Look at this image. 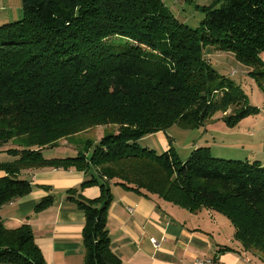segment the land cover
I'll return each mask as SVG.
<instances>
[{
    "label": "trees",
    "instance_id": "1",
    "mask_svg": "<svg viewBox=\"0 0 264 264\" xmlns=\"http://www.w3.org/2000/svg\"><path fill=\"white\" fill-rule=\"evenodd\" d=\"M22 17L0 26V210L32 190L21 174L75 169L100 195L67 200L84 213V264H124L111 250L110 182L156 195L190 213L224 216L241 248L264 264V165L213 157L209 147L186 160L172 147L142 148L150 135L183 123L198 127L217 112L234 127L256 107L213 69L207 46L251 68L264 90V0H213L192 28L161 0H22ZM121 38L124 46H112ZM117 127L75 156L46 158L42 150L99 126ZM90 151L88 154L87 152ZM48 189V187H44ZM77 194V195H75ZM53 202L48 194L35 211ZM0 264H46L28 225L5 227L0 216Z\"/></svg>",
    "mask_w": 264,
    "mask_h": 264
},
{
    "label": "crops",
    "instance_id": "2",
    "mask_svg": "<svg viewBox=\"0 0 264 264\" xmlns=\"http://www.w3.org/2000/svg\"><path fill=\"white\" fill-rule=\"evenodd\" d=\"M161 1L180 22L191 26L193 21H201V8L213 0ZM21 2L0 0V26L21 19ZM260 58L264 62V52ZM23 174L32 190L1 208L5 227L28 225L46 264H84L81 235L84 213L67 200L66 193L77 189L81 197L95 199L100 195L98 185L80 188L85 174L75 169H44ZM109 186L110 247L124 264H192L195 259L205 257L217 259L221 264H262L234 240L232 226L224 216L206 209L190 213L156 195L144 196L113 182ZM48 194L53 195L52 204L35 211L36 204Z\"/></svg>",
    "mask_w": 264,
    "mask_h": 264
},
{
    "label": "rangeland",
    "instance_id": "3",
    "mask_svg": "<svg viewBox=\"0 0 264 264\" xmlns=\"http://www.w3.org/2000/svg\"><path fill=\"white\" fill-rule=\"evenodd\" d=\"M200 21H193L192 28L198 27ZM125 40L110 38L108 44L112 46H124ZM211 67L221 76L233 81L242 91L247 104L256 107L259 112L240 120L234 127H228L224 122V115L230 114L232 108L226 113L217 112L211 119L198 127H189L183 123H177L167 130L145 137L139 142L142 148L154 150L157 154L163 153L172 147L178 158L186 160L195 148L209 147L213 157L231 160H250L264 164V112L260 110L264 103V90L249 74L251 68L238 62L230 53L217 52L207 46L203 51ZM117 127L99 126L86 132L61 139L55 147L42 150L44 157L75 156L82 151L90 141H98L104 134H114ZM18 142H8L0 147L1 151L9 148H17ZM69 144V145H67ZM77 148V150H76ZM88 154L90 151L87 152ZM12 156L0 153V162L10 161ZM25 177V174L19 176Z\"/></svg>",
    "mask_w": 264,
    "mask_h": 264
},
{
    "label": "built area",
    "instance_id": "4",
    "mask_svg": "<svg viewBox=\"0 0 264 264\" xmlns=\"http://www.w3.org/2000/svg\"><path fill=\"white\" fill-rule=\"evenodd\" d=\"M264 112V104L262 108H260ZM192 264H221L217 259L205 257V258H197L193 261Z\"/></svg>",
    "mask_w": 264,
    "mask_h": 264
}]
</instances>
